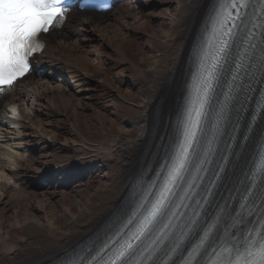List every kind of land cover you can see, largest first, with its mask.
<instances>
[{
    "label": "bare ground",
    "instance_id": "bare-ground-1",
    "mask_svg": "<svg viewBox=\"0 0 264 264\" xmlns=\"http://www.w3.org/2000/svg\"><path fill=\"white\" fill-rule=\"evenodd\" d=\"M215 7L114 0L44 36L39 74L0 96V264H51L118 221L171 140Z\"/></svg>",
    "mask_w": 264,
    "mask_h": 264
},
{
    "label": "snow or ice",
    "instance_id": "snow-or-ice-1",
    "mask_svg": "<svg viewBox=\"0 0 264 264\" xmlns=\"http://www.w3.org/2000/svg\"><path fill=\"white\" fill-rule=\"evenodd\" d=\"M74 6L69 0H0V96L33 71V59L46 47L44 35L61 27ZM247 7V0H218L211 52L201 58L182 128L157 180L130 216L98 238L96 248L81 250L68 264H166L175 255L180 264H264V145L240 182L235 179L237 165L229 159L235 155L232 144L217 153L216 134L209 139L208 127L222 76L229 82L216 112L217 128L221 121L238 125L248 95L258 83L264 85V30L259 36L256 31L264 29V22L248 28ZM217 155L216 166L209 167ZM254 218L256 225L248 227ZM237 229L244 231L246 245L234 242Z\"/></svg>",
    "mask_w": 264,
    "mask_h": 264
},
{
    "label": "clouds",
    "instance_id": "clouds-1",
    "mask_svg": "<svg viewBox=\"0 0 264 264\" xmlns=\"http://www.w3.org/2000/svg\"><path fill=\"white\" fill-rule=\"evenodd\" d=\"M25 111H27V109H25ZM8 113H10L11 118H13V119H20L21 118L19 105H16V104L8 105ZM5 158H7V157L5 156ZM0 179H3V180L10 183L9 177L5 176L3 171H0Z\"/></svg>",
    "mask_w": 264,
    "mask_h": 264
},
{
    "label": "rangeland",
    "instance_id": "rangeland-1",
    "mask_svg": "<svg viewBox=\"0 0 264 264\" xmlns=\"http://www.w3.org/2000/svg\"><path fill=\"white\" fill-rule=\"evenodd\" d=\"M32 249H33L32 246H28L25 251H21V253H20L21 256L27 254V252H30Z\"/></svg>",
    "mask_w": 264,
    "mask_h": 264
}]
</instances>
